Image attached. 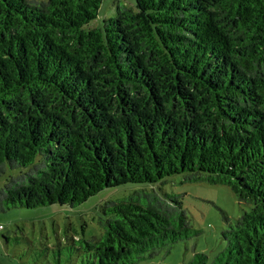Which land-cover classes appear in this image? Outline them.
Returning a JSON list of instances; mask_svg holds the SVG:
<instances>
[{"label":"trees","instance_id":"1","mask_svg":"<svg viewBox=\"0 0 264 264\" xmlns=\"http://www.w3.org/2000/svg\"><path fill=\"white\" fill-rule=\"evenodd\" d=\"M0 0V212L105 187L224 184L248 211L207 262L264 264V0ZM81 264H135L199 231L178 196L99 206ZM1 232V231H0Z\"/></svg>","mask_w":264,"mask_h":264},{"label":"rangeland","instance_id":"2","mask_svg":"<svg viewBox=\"0 0 264 264\" xmlns=\"http://www.w3.org/2000/svg\"><path fill=\"white\" fill-rule=\"evenodd\" d=\"M40 1V0H37ZM116 0H103L97 17L90 26L101 23L114 14ZM133 5L132 0H118ZM5 176L0 178V187ZM161 187L178 196L186 212L189 225L197 235L161 249L152 257L140 258L135 264H189L197 253L210 262L225 247L220 232L238 218L249 206L239 202L233 191L224 184L208 181H184V175H175L156 184L127 183L105 187L75 207L52 204L25 208L12 207L0 212V264H81L72 245L78 247V238H98L102 229L98 224L99 206L125 198L134 190ZM72 244V245H71Z\"/></svg>","mask_w":264,"mask_h":264},{"label":"built area","instance_id":"3","mask_svg":"<svg viewBox=\"0 0 264 264\" xmlns=\"http://www.w3.org/2000/svg\"><path fill=\"white\" fill-rule=\"evenodd\" d=\"M3 229V226L2 225H0V231Z\"/></svg>","mask_w":264,"mask_h":264}]
</instances>
